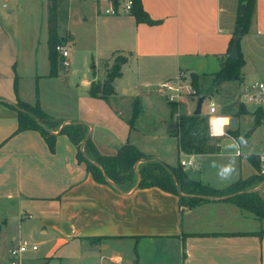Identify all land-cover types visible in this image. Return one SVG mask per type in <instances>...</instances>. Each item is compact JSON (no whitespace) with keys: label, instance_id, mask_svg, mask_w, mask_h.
Masks as SVG:
<instances>
[{"label":"crops","instance_id":"0c3cea01","mask_svg":"<svg viewBox=\"0 0 264 264\" xmlns=\"http://www.w3.org/2000/svg\"><path fill=\"white\" fill-rule=\"evenodd\" d=\"M105 5L103 1L93 0L89 10L93 26L90 24L89 35L93 42L98 44L99 41L106 54V71L115 62V56L123 57L124 62L121 75L112 82L113 94L106 100L88 94L89 84L100 81L95 71L93 79L82 81L88 87L85 99L97 109L104 110L107 104H114L116 81L123 76L125 66L129 69L133 66L141 74L150 70L152 62H158L166 73V80L177 77L179 72L213 74L220 69L230 40L234 38L238 0L236 3L234 0H141L148 17L158 21L155 24L137 23L128 13L105 14ZM89 18L82 19L85 22ZM70 28L68 26L58 36L74 41ZM2 32L0 26V219L3 231L12 242L9 248L20 239H26L25 236L39 237L38 241L32 240V244L37 245L36 250L28 251L40 250V253L21 255L20 264H25L26 260L29 264H80L82 261L84 264H146L155 255L153 245L165 244V241L178 249L180 264H264V236L246 234L264 229V221L255 219L235 204L210 199L186 209L179 205L177 195L157 187L118 191L112 184L92 178L85 164L78 160L75 145L65 133L59 132L60 129L53 132L52 144L39 130L16 131L17 112L9 104L20 99L19 89L15 94L13 89L4 88V80H10L13 75L10 72L16 71V64L9 55L10 40ZM239 45L245 61L240 77L246 84L252 81L250 73L244 72L249 59L253 61L257 57L264 61V0L255 1L249 29L240 36ZM145 82L143 86L147 85ZM143 86L140 88H145ZM138 97L137 93L132 95V99ZM107 111L111 110L107 108ZM191 111L187 107L185 113ZM60 121L61 126L71 122L69 119ZM76 121L89 127L86 137L100 154L113 155L122 145L109 148L92 136L91 121ZM238 126L237 118L236 128ZM215 139L218 151L207 154L228 156L221 150V144L231 143L233 137L226 133L223 138ZM189 156L187 160L193 164L192 155ZM247 156H240V173L233 182L256 173ZM216 172L214 169L212 175ZM187 174L193 180L201 182L203 179L198 173ZM259 189H264V184ZM251 218L258 223L253 228L247 222ZM93 238L102 239L93 242Z\"/></svg>","mask_w":264,"mask_h":264},{"label":"rangeland","instance_id":"374dc122","mask_svg":"<svg viewBox=\"0 0 264 264\" xmlns=\"http://www.w3.org/2000/svg\"><path fill=\"white\" fill-rule=\"evenodd\" d=\"M55 1L57 35H62L65 29L71 26L70 29L74 33L75 40L67 38L68 66L64 67L60 60L56 75L49 76L47 17L50 0H0V26L3 28L2 34L10 40L9 45L12 51L9 52V55L12 56V63L16 64V71L11 70L12 72H10V74L13 73L10 80H4V88L13 89L15 94L19 89L20 100L23 99L31 105L37 104L43 111L58 120L87 119L91 121L94 127L92 136L100 139L109 148L129 142L141 151L150 153L155 159L168 162L171 165L178 164L182 159H189V155L178 150L175 131L178 115L185 113L187 107L193 111L196 105L197 96L191 88L190 73H186L180 79V97H177L176 102L173 103L175 106L173 113L165 94L159 92V85L163 79L166 80L167 76L158 62H152L150 70L141 74H138L133 66L130 69L128 66L124 67L123 76L116 81L117 94L116 98H113L118 109L111 103L107 104L104 110L91 107L88 99H85L88 98L85 97V89L88 87L84 86L82 81L93 79L94 71L96 79L103 82L106 77V59H104L106 54L102 52L99 41L98 44L93 42L89 35L90 24L93 26L92 18H89L93 0ZM234 2L236 3V0ZM238 12L239 8L238 11L236 10L237 15ZM83 17L89 19L84 22ZM241 39L244 45V38ZM119 58L124 60L121 56H115L113 61H117ZM255 59L253 61L249 59L247 66L244 67V72L246 75L250 73L252 81H264V61L258 60L257 57ZM141 63L145 65L143 61ZM175 78L176 76L171 79ZM197 78L199 85L206 89L210 86L213 76L198 74ZM15 80L16 88L14 89ZM100 81L93 82L102 84ZM143 82L147 85L143 86ZM242 82L241 78L225 81L213 87L202 103V115L209 117L208 101L212 100L216 104L215 115L229 119L234 117L233 115L241 104L238 96L240 88L244 85ZM140 86L145 88H140ZM123 89H127L128 92L125 93ZM135 93L139 95L141 110L134 122V127L130 129L128 120L134 101L132 95ZM244 107L247 112L238 117L239 126L237 128L239 137L243 135L248 144L247 147H242L240 156L254 154L260 165V174H264V126L262 124L254 125L253 112L255 109L253 104H247ZM107 108L111 111L108 112ZM252 128L254 131L249 134L248 131ZM98 131L100 134L97 133ZM212 138L221 139L223 136H213ZM211 142L214 143V140ZM225 145L226 143L221 144V150H225ZM240 156L236 159L237 173H240L238 164ZM191 157L194 161L193 164L182 166L186 173L201 174L203 177L201 182L209 183L214 187H224L230 183H222L216 179V175H212V171L215 169L211 167L213 162L228 163V156L225 153L217 156L219 159L208 154L192 155ZM261 184L264 182L259 183L255 190H260ZM262 190L264 189L260 191ZM261 195L264 197V191L261 192ZM247 222L251 228L258 225L252 218ZM0 228L2 229L0 231V264H9L8 249L12 242L9 234L3 231L1 219ZM24 238L31 243H33L32 240H39V237L25 236ZM153 246L156 248L155 255L146 264H180L179 251L173 245L165 241V244L160 243ZM37 253H40V250ZM37 253L27 250L22 254V257ZM26 263L30 262L26 260ZM80 264H84V261ZM137 264L143 263L137 262Z\"/></svg>","mask_w":264,"mask_h":264},{"label":"trees","instance_id":"16d2710c","mask_svg":"<svg viewBox=\"0 0 264 264\" xmlns=\"http://www.w3.org/2000/svg\"><path fill=\"white\" fill-rule=\"evenodd\" d=\"M256 0H238L239 12L236 17L233 36L241 31V36L247 33L251 22L252 14L255 8ZM244 5L245 12L242 15L241 9ZM137 23L145 22L155 24L158 21L151 20L141 6V0H132L130 9ZM48 31V60L49 76H55L57 73L58 62L61 60L55 46L65 43L66 38L61 39L57 35L56 27V1L50 0L48 4L47 17ZM233 38L230 40L227 53L232 45ZM124 62L119 58L106 71V78L102 84L91 82L88 88V94L95 98L106 100L113 94L112 82L121 75V64ZM245 64L240 45L238 47L235 59H230L225 54L220 69L211 74L213 79L208 88L203 89L198 82V75L191 73V88L196 96L208 94V92L225 81L239 80L241 68ZM235 78V79H234ZM16 80L14 81V89ZM5 103V102H4ZM174 102L169 101V107L173 113L175 110ZM17 112V130H39L44 138L52 144L53 132L60 129L59 132L65 133L77 149L76 156L79 161L85 164L86 171L92 178L101 183L112 184L113 187L122 192H128L133 188L157 187L163 191L173 193L178 196L179 205L189 209L193 208L210 199H223L231 202L241 210L249 212L255 219L264 221V197L260 190H255L259 183L264 182V174H260V165L254 154H248L247 159L256 170L255 174L245 179H239L225 187L215 188L200 181L191 179L183 169L180 163L175 166L169 165L163 161L153 158L139 150L134 144L126 142L117 148L113 155H102L98 152L94 143L89 137H86L89 127L78 121H71L61 126V121L48 115L35 104L31 105L20 99L15 104H9ZM140 101L135 98L132 104L131 116L128 120L129 128L134 127V122L140 114ZM247 111L243 104H240L237 112L233 115L238 118ZM254 125L262 124L264 120V111L257 109L253 112ZM208 118L200 114L180 113L177 117V147L180 152L188 155H201L217 152L219 149L218 140L213 139L208 132ZM225 132L233 138H238V128H226ZM214 140V143L211 142ZM259 172V174H258ZM254 234L264 236V229ZM102 238H93V242Z\"/></svg>","mask_w":264,"mask_h":264},{"label":"built area","instance_id":"2783aa9c","mask_svg":"<svg viewBox=\"0 0 264 264\" xmlns=\"http://www.w3.org/2000/svg\"><path fill=\"white\" fill-rule=\"evenodd\" d=\"M97 2H104L106 5L103 8V12L108 15H116L121 13H130V9L132 6V0H94ZM55 50L57 51L59 57L61 58L62 65L64 67L68 66L67 56H68V49L65 43H60L55 46ZM185 75L184 72H179L178 76L175 79H170L162 82L159 85L161 93L165 94V97L170 102H176V98L180 97L181 85L179 84L180 79L183 78ZM239 101L241 104H253L254 109H260L264 111V82L259 80H254L249 83L242 85L240 88V94L238 96ZM216 104L215 110L213 111V101H208V132L211 137V130H210V120L213 118L221 117L216 114ZM262 126H264V120H262ZM216 137V136H214ZM180 164L192 165L191 161L188 160H181ZM32 244L27 239H20L18 243L11 248H9L8 253L11 257L9 264H20V257L21 255L26 252L27 250H33ZM37 248V245H35Z\"/></svg>","mask_w":264,"mask_h":264},{"label":"clouds","instance_id":"9594fccd","mask_svg":"<svg viewBox=\"0 0 264 264\" xmlns=\"http://www.w3.org/2000/svg\"><path fill=\"white\" fill-rule=\"evenodd\" d=\"M215 110V102H213V111ZM211 135L221 137L226 134L225 129L230 125L228 117H217L210 120ZM248 141L243 135L238 138H233L231 143L225 145V151L228 153V163L217 164L213 162L212 168L217 169L216 175L220 182H232L236 175V159L241 155L242 147H247ZM36 250V246H33Z\"/></svg>","mask_w":264,"mask_h":264},{"label":"water","instance_id":"95a60500","mask_svg":"<svg viewBox=\"0 0 264 264\" xmlns=\"http://www.w3.org/2000/svg\"><path fill=\"white\" fill-rule=\"evenodd\" d=\"M244 12H245V8H244V5H242L241 14L243 15ZM240 36H241V31H239L233 38L231 48L229 52L227 53V57L230 59H235L237 56ZM206 97H207L206 94H200L197 96L196 105H195L194 110L192 111V114L197 115L201 113V106H202L203 101L206 99ZM229 120H230V125L228 126V128L235 129L237 126V118L231 117ZM252 131H253V128L249 130V133H252Z\"/></svg>","mask_w":264,"mask_h":264}]
</instances>
